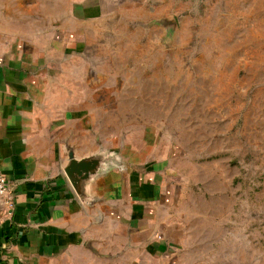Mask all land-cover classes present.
<instances>
[{"label": "crops", "instance_id": "crops-1", "mask_svg": "<svg viewBox=\"0 0 264 264\" xmlns=\"http://www.w3.org/2000/svg\"><path fill=\"white\" fill-rule=\"evenodd\" d=\"M174 1L0 0V173L16 202L12 219L0 213V264H192L182 180L166 164L132 147L82 199L65 173L71 152L112 145L101 115L120 93L106 84L116 74L66 62L110 48L132 20L174 15Z\"/></svg>", "mask_w": 264, "mask_h": 264}, {"label": "rangeland", "instance_id": "rangeland-1", "mask_svg": "<svg viewBox=\"0 0 264 264\" xmlns=\"http://www.w3.org/2000/svg\"><path fill=\"white\" fill-rule=\"evenodd\" d=\"M173 4L66 72L116 74L107 148L135 147L179 175L192 264H264V0Z\"/></svg>", "mask_w": 264, "mask_h": 264}, {"label": "water", "instance_id": "water-1", "mask_svg": "<svg viewBox=\"0 0 264 264\" xmlns=\"http://www.w3.org/2000/svg\"><path fill=\"white\" fill-rule=\"evenodd\" d=\"M175 23V19H172ZM101 153L93 154L80 161L75 159L73 152L69 154V165L65 169L76 194L82 199L90 181L103 172L111 169L125 170L127 162L116 151H109L108 148H100Z\"/></svg>", "mask_w": 264, "mask_h": 264}, {"label": "built area", "instance_id": "built-area-1", "mask_svg": "<svg viewBox=\"0 0 264 264\" xmlns=\"http://www.w3.org/2000/svg\"><path fill=\"white\" fill-rule=\"evenodd\" d=\"M15 208L16 202L9 184V180L0 173V213L6 219H12Z\"/></svg>", "mask_w": 264, "mask_h": 264}]
</instances>
